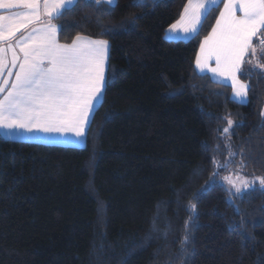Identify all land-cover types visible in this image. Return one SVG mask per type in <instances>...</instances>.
Segmentation results:
<instances>
[{"label": "trees", "instance_id": "obj_1", "mask_svg": "<svg viewBox=\"0 0 264 264\" xmlns=\"http://www.w3.org/2000/svg\"><path fill=\"white\" fill-rule=\"evenodd\" d=\"M186 2L83 0L53 19L60 44L109 41L107 84L81 146L0 136V264H264V191L224 179L264 176V70L245 59V103L199 73L222 2L166 39Z\"/></svg>", "mask_w": 264, "mask_h": 264}, {"label": "snow or ice", "instance_id": "obj_2", "mask_svg": "<svg viewBox=\"0 0 264 264\" xmlns=\"http://www.w3.org/2000/svg\"><path fill=\"white\" fill-rule=\"evenodd\" d=\"M82 2L0 0V129L72 133L76 137L86 133L91 113L101 101L107 84L110 44L105 39L80 36L71 44H60L57 42L60 26L52 23L65 10ZM223 2L215 25L201 41L195 64L202 72L208 66V60L215 57L216 67L209 71L230 78L233 95L246 102L249 85L239 81L237 74H243L245 56L250 52L256 55L254 38H259L264 52V0ZM93 3L112 5L114 0H93ZM215 3L216 0H188L180 20L170 25L167 33L174 38L197 34L208 5ZM44 17H47V23ZM181 24L184 26L178 31ZM22 30L23 34L18 36ZM259 68L264 70V64ZM260 115L264 117V110ZM228 125L224 129L226 133L234 126V121L229 119ZM237 178L239 183L224 177L232 195L242 197L255 190L257 182L264 191V176L243 179L237 173ZM196 207L189 201L188 208L192 213ZM191 219L189 216L184 221L182 248L189 241Z\"/></svg>", "mask_w": 264, "mask_h": 264}, {"label": "rangeland", "instance_id": "obj_3", "mask_svg": "<svg viewBox=\"0 0 264 264\" xmlns=\"http://www.w3.org/2000/svg\"><path fill=\"white\" fill-rule=\"evenodd\" d=\"M220 2H222V0H216V3H215V5H211V4H209V6L208 7H210V9L212 8V7H214V6H216L217 5V3H220ZM184 10V9H183ZM182 10V12H184ZM208 12V10H206V13ZM180 14H182V13H180ZM180 16V15H179ZM180 18H181V16L179 17V19L177 18L172 24H170V25H173V24H176L179 20H180ZM169 25V26H170ZM169 26L166 28V30H168L169 29ZM183 24H181V25H178V31H180V30H182V28H183ZM199 27H200V25H199ZM165 30V32H164V37L166 38V39H173V40H178V39H180V40H187V39H189L190 37H191V35L192 34H188L187 35V37L186 38H174L172 35H170L169 33H167V31ZM170 38H169V37ZM193 36V35H192ZM86 39H88V38H86ZM92 39V38H91ZM101 39V38H100ZM257 39V38H256ZM106 40V39H105ZM232 97V96H231ZM100 102H98L97 104H96V106H95V108L98 106V104H99ZM94 108V109H95ZM94 109H93V111H94ZM93 111H92V113H93ZM92 113H91V115H92ZM91 117V116H90ZM89 121H90V119H89ZM89 121H88V123H87V125H86V128H87V126H88V124H89ZM3 134V135H5V136H7V138L8 139H20V140H33V139H38V140H40V141H44V142H46V143H58V142H60V144H70V145H76V146H81V145H83L84 144V140H85V134L84 135H82V136H80V137H76L74 134H72V133H67V134H63V135H61L60 133H45V132H38V131H34V132H32V133H28V132H24L23 130H12V129H0V134ZM6 133H8L7 135H6ZM29 136V137H28ZM32 139H31V138ZM240 178H243V179H245V177H242V176H239ZM232 179V178H231ZM233 181H235V182H237V183H239V180H238V178H237V176L236 177H233V179H232Z\"/></svg>", "mask_w": 264, "mask_h": 264}, {"label": "crops", "instance_id": "obj_4", "mask_svg": "<svg viewBox=\"0 0 264 264\" xmlns=\"http://www.w3.org/2000/svg\"><path fill=\"white\" fill-rule=\"evenodd\" d=\"M188 3V0H187V2H186V4ZM185 4V5H186ZM218 4V3H217ZM209 6V5H208ZM223 6H224V2H223V0H222V5H221V8H220V11L223 9ZM184 8H185V6H184ZM183 8V9H184ZM210 9V7H207V10H209ZM184 11V10H183ZM220 11H219V13H218V16H219V14H220ZM181 13H183V12H181ZM180 16H181V14H180ZM179 16V17H180ZM217 16V17H218ZM179 17H178V19H179ZM217 19V18H216ZM44 22L45 23H47V17H44ZM216 22V21H215ZM52 23L53 24H55L54 22H53V20H52ZM214 25H215V23H214ZM33 27H38L39 25H32ZM213 28V27H212ZM212 30V29H211ZM211 32V31H210ZM209 32V33H210ZM23 34V30L21 31V33H18V36L19 35H22ZM193 35V34H192ZM192 35H191V37H192ZM209 35V34H208ZM207 35V36H208ZM80 37H82V38H84V39H86L87 37H84V36H80ZM169 37V36H168ZM206 37V36H205ZM204 37V38H205ZM170 38V37H169ZM203 38V39H204ZM202 39V40H203ZM255 40H256V38H254V40H253V46H254V42H255ZM57 42H58V40H57ZM59 43V42H58ZM200 44H201V42H200ZM17 51H18V49H17ZM200 51V46H199V48H198V51H197V53ZM257 50H256V55H252L251 54V52L248 54L249 55V60L247 59V61H248V64L251 66V68H254V67H257V68H259V65H258V60H257V58H256V56H257ZM197 53H196V56H197ZM248 55H246L245 56V58H244V61H245V59L246 58H248ZM195 60H196V57H195ZM194 64H195V61H194ZM207 64H208V66L201 72L197 67H196V64H195V68H196V70L199 72V73H205V74H208L214 81H217V82H220V83H225V84H228V85H230V87H231V96H232V98L234 99V100H236V101H238V102H240V103H245V102H241V100L240 99H238V98H236L234 95H233V87H232V80L230 79V78H226V77H222V76H220V75H218V74H213L211 71H209V69L210 68H215L216 67V62H215V57H212L211 59H209L208 60V62H207ZM244 64V63H243ZM243 66V65H242ZM238 75V79H239V81H241L242 83H245L244 81H242L240 78H239V73L237 74ZM0 136L1 137H4V138H7V136H5V135H3L2 133L0 134ZM29 137V136H28ZM31 138V137H30ZM32 139V138H31ZM33 140H38V139H33ZM38 141H40V140H38Z\"/></svg>", "mask_w": 264, "mask_h": 264}, {"label": "built area", "instance_id": "obj_5", "mask_svg": "<svg viewBox=\"0 0 264 264\" xmlns=\"http://www.w3.org/2000/svg\"><path fill=\"white\" fill-rule=\"evenodd\" d=\"M257 40H258V45L260 46V44H259V38H257ZM264 53V52H263Z\"/></svg>", "mask_w": 264, "mask_h": 264}]
</instances>
